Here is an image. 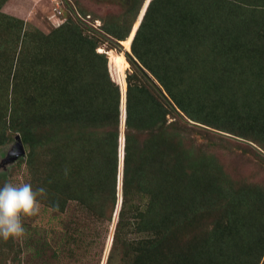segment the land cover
<instances>
[{
    "label": "trees",
    "instance_id": "16d2710c",
    "mask_svg": "<svg viewBox=\"0 0 264 264\" xmlns=\"http://www.w3.org/2000/svg\"><path fill=\"white\" fill-rule=\"evenodd\" d=\"M142 1L103 25L140 63L129 56L135 68L125 80L124 64L109 59L119 71L112 78L97 38L68 17L17 57L22 69L10 84L8 75L0 83L10 90L0 96V146L18 134L27 183L46 190L35 256L88 264L82 258L95 246V264H264V187L234 183L216 161L183 148L180 125L166 117L180 112L191 124L226 129L215 103L232 123L264 129V16L225 0H150L136 18ZM119 195L103 263L105 237L67 213L76 207L109 224ZM64 237L67 256L59 253Z\"/></svg>",
    "mask_w": 264,
    "mask_h": 264
},
{
    "label": "rangeland",
    "instance_id": "374dc122",
    "mask_svg": "<svg viewBox=\"0 0 264 264\" xmlns=\"http://www.w3.org/2000/svg\"><path fill=\"white\" fill-rule=\"evenodd\" d=\"M149 1L143 0L141 2L136 18L140 14L142 18ZM225 1L226 3L223 4L232 5L234 3L236 6L237 3L242 4L252 14L255 7H258L259 11L254 13L255 16L258 19L264 16V11H261L264 10L263 1ZM133 3L134 0H5L0 7V14L5 15V17L0 15L5 20L4 27L0 25V83L8 75V83L10 84L13 78V69L18 64L17 57L22 52L27 54L31 50L30 48L34 46L32 44L37 43L42 35L51 34V31L60 26L62 22H65L68 17L78 21L76 24L78 27L81 26L79 30L82 34L97 38L98 45L95 50L97 52H104L109 56L108 68L112 78L116 77L118 79L119 71L115 65L112 66L110 64L109 59L115 63L124 64L123 75L125 80L126 73H130L135 68L133 63L128 59L129 56H131L136 65L140 63L132 56L130 46L128 49L123 41L113 38L111 34L104 31L103 25L114 24L116 19L121 18L124 13H127V9L132 8ZM261 6L262 8H259ZM142 8H144L143 12ZM8 18H17V20L19 18L22 20V24L21 22L12 24V20ZM133 25H131L130 31L125 38L130 34ZM25 33H28L26 40L23 38ZM210 55H214V53H210ZM202 60L201 58L199 59V61ZM9 67L10 69L8 70ZM18 69L21 70L22 65L15 70ZM1 89L0 96H10V90L6 91L7 94H5ZM212 107L216 111L213 117L218 121L220 119L221 124L227 127L226 129L222 128V130H219L201 123H196L197 125L191 124L195 122L188 120L180 112H178L180 115L170 112L166 117L168 121L174 119L175 122L177 121L175 127L180 125L181 129L173 128H175L178 138L180 137L183 148H188L190 152L193 151L200 158L210 159L212 163L216 161L219 164L218 168L220 171L230 176V179L234 183H248L264 187V129H258L260 132L254 131V129H245L242 126L244 121L240 122L236 119V123L232 116V123L230 117L222 115L224 107L220 104L213 103ZM221 118L224 119L222 120ZM185 122L188 125L184 124ZM16 136L19 135L16 134L7 144L0 146V186H3L5 183L20 185L27 183L29 180L25 164L18 163L20 155L16 158L14 157ZM119 155H121L120 147ZM41 208L42 204L39 203L40 210L36 215L22 217V223L26 230L23 237H10L7 240L0 239V264H49L48 261H45L46 259L36 257L34 253L37 247L36 240L38 239L35 230L39 234L40 231L47 228L45 220L49 216V211L43 214ZM68 211L67 216L75 219L77 225H80V222L85 220L86 225L90 226L91 230L99 231V235L105 237L104 250L101 256L102 258L105 257L106 251L108 252L109 249V241L112 238L117 216L108 224L106 222L102 223V220L96 218V221H92L94 219L89 216L86 218V214L84 216L83 212L76 207L68 209ZM52 222L57 224L56 220H52ZM104 230L106 231V235H104ZM64 238L65 240L60 242L59 253L60 255L67 256V249L70 248V244L68 243L69 240L66 237ZM48 241L50 248L54 247L57 243L56 239ZM97 243L99 244L98 241ZM98 249L94 246L89 251V254L87 255L86 253V256L82 258V263L95 264L97 260L95 252ZM60 259L62 260V258ZM66 259L68 258L66 257ZM99 264H102V262L100 261Z\"/></svg>",
    "mask_w": 264,
    "mask_h": 264
},
{
    "label": "clouds",
    "instance_id": "9594fccd",
    "mask_svg": "<svg viewBox=\"0 0 264 264\" xmlns=\"http://www.w3.org/2000/svg\"><path fill=\"white\" fill-rule=\"evenodd\" d=\"M41 197H46L45 188H34L31 183H5L0 186V239L24 236L26 230L22 217L39 212Z\"/></svg>",
    "mask_w": 264,
    "mask_h": 264
},
{
    "label": "water",
    "instance_id": "95a60500",
    "mask_svg": "<svg viewBox=\"0 0 264 264\" xmlns=\"http://www.w3.org/2000/svg\"><path fill=\"white\" fill-rule=\"evenodd\" d=\"M121 100H122V96H121ZM122 103V102H121ZM16 142H15V144H14V146H15V148H16V150H15V154H14V157L16 158L17 156H19V155H22L23 154V152H24V148H23V145H22V143H21V140H20V138H19V136H16ZM122 154V153H121ZM120 168H121V166L119 165V170H120ZM119 172H121V171H119ZM119 179H118V183H119V186H118V189L120 188V177H118ZM119 202H120V197H119V200H118V203H117V205H116V210H115V214H114V216H113V219L117 216L116 214H117V210H118V207H119ZM110 242V241H109ZM106 253H107V251H106ZM105 253V254H106ZM105 257H106V255H105ZM105 257H103V263H104V260H105Z\"/></svg>",
    "mask_w": 264,
    "mask_h": 264
}]
</instances>
